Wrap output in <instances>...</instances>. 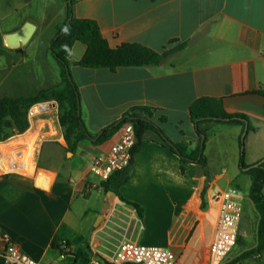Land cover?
<instances>
[{
  "label": "crops",
  "instance_id": "1",
  "mask_svg": "<svg viewBox=\"0 0 264 264\" xmlns=\"http://www.w3.org/2000/svg\"><path fill=\"white\" fill-rule=\"evenodd\" d=\"M65 17L66 0H0V98L27 97L25 61L29 56L25 52L41 45L47 55ZM73 17L96 22L111 48L138 44L162 53L185 44L158 66L114 72L79 67L85 46L73 44L69 70L84 105L81 119L89 134H98L134 108H147L152 124L173 144L187 145L190 152L197 146V136L189 106L209 97L221 99L228 113L248 118L252 130L245 138L244 163L253 165L264 157V97L255 94L264 92V0H78ZM57 69L55 62L53 75L42 77L58 76L55 87L61 85ZM50 106L39 116L27 118L29 128L23 134L0 141V148L20 161L30 150L32 163L30 172H7L0 155V255L1 237L7 235L24 255L40 264H89L91 260L105 264L107 260L93 249L105 255L125 238L166 248L179 264H207L212 197L241 188L246 191L244 202H250L249 181L238 170L242 128L206 125L207 168L189 164L183 173L179 158L148 133L134 157L129 180L120 189L126 201L142 208V218L114 197L111 207L134 211L135 218L101 231L103 221L96 228L94 224L106 194L89 168L95 157L108 153L119 134L101 145L89 139L76 142L74 136L67 141L57 108ZM86 186L94 189L86 192ZM55 242L69 243L71 253L61 255ZM247 243L240 232L233 259L255 249L256 231L253 244ZM238 264H264V254Z\"/></svg>",
  "mask_w": 264,
  "mask_h": 264
},
{
  "label": "trees",
  "instance_id": "2",
  "mask_svg": "<svg viewBox=\"0 0 264 264\" xmlns=\"http://www.w3.org/2000/svg\"><path fill=\"white\" fill-rule=\"evenodd\" d=\"M78 0H66L65 21L57 27L56 35L49 44L48 51L55 60L60 70L61 85L51 89L38 91L36 94L25 98H0V141L5 140L15 133L23 134L29 128L27 119L28 109L38 103L54 102L58 109V123L65 130V140L74 136L76 142L91 140L95 145H101L119 134L125 125H132L136 143L131 150V162L128 168L116 172L106 182H102L104 194L112 192L121 203L135 209L139 218H142L143 210L140 206L126 201L120 194V189L129 180L134 157L140 149L142 140L148 133H153L163 148L176 155L180 162V170L183 173L189 164H196L203 170L207 168V162L203 155L207 139L206 128L208 124L231 125L242 128L246 126V134L239 140L238 170L249 181L248 198L257 214L256 247L244 252L228 264H238L243 259L259 255L264 251V157L253 165L244 163L243 141L249 131L252 130L248 118L243 114L228 113L223 107L221 99L203 97L195 100L189 106V118L197 136V146L188 152L187 145L173 144L159 128L150 121L152 112L147 108H134L122 116V118L102 129L98 134H89L83 125L80 110V98L69 70L68 55L75 43L85 46V52L77 63L79 67L86 69H106L111 72L119 68H140L158 66L163 59L173 51L184 49L185 44L177 46L174 50L155 52L138 44H121L116 48L109 47L102 37L99 27L92 20H81L73 17V6ZM255 94L263 96L264 92L256 91ZM205 186L201 193V210L206 209L205 189L208 176L205 173ZM237 243H239V238ZM60 242L54 243V248L59 250ZM69 244V243H67ZM86 261H88L86 259ZM0 264L2 259L0 258ZM105 264H110L105 262Z\"/></svg>",
  "mask_w": 264,
  "mask_h": 264
},
{
  "label": "built area",
  "instance_id": "3",
  "mask_svg": "<svg viewBox=\"0 0 264 264\" xmlns=\"http://www.w3.org/2000/svg\"><path fill=\"white\" fill-rule=\"evenodd\" d=\"M264 57V54H263ZM49 103H38L27 111V118L33 119L46 112ZM136 143V136L132 125L121 128L117 141L112 145L107 154L95 157L90 165V173L101 183L106 182L110 176L129 167L131 150ZM91 186H86V192L91 191ZM264 192V187H263ZM211 228L212 240L207 251V264H221L237 245L240 234V221L244 198L236 190L228 189L215 194L212 199ZM136 213L124 212L115 208L103 217V229L117 226V223L128 224L135 218ZM139 224V221L136 220ZM97 233L93 234L96 239ZM3 252L0 255L2 264H40L24 255L10 240L7 235L1 237ZM94 254L102 255L110 264H179L177 257L168 249L158 246H143L123 238L113 251L103 255L96 249ZM72 246L67 242H60L61 255L69 254ZM93 255V254H92ZM89 264H97L91 260Z\"/></svg>",
  "mask_w": 264,
  "mask_h": 264
},
{
  "label": "rangeland",
  "instance_id": "4",
  "mask_svg": "<svg viewBox=\"0 0 264 264\" xmlns=\"http://www.w3.org/2000/svg\"><path fill=\"white\" fill-rule=\"evenodd\" d=\"M41 37H39L38 40H40ZM43 38V37H42ZM41 42V41H40ZM39 42V43H40ZM41 44V43H40ZM30 47V46H29ZM27 47V48H29ZM25 55L29 56V59L25 61V96L30 97L38 92L39 89H42L43 87H55V85L58 84L59 78H42L45 74H52L53 75V66L55 64V60L51 56L50 53H47V55L44 54L41 45L38 46L36 49H27L25 52ZM59 70V67L58 69ZM60 71V70H59ZM49 79V84L46 83V80ZM61 79V78H60ZM53 106V108H57V105L54 102H48ZM84 105L80 102V110L81 112L84 110ZM51 107V106H50ZM83 109V110H82ZM58 111V109H57ZM83 113V112H82ZM217 127L219 124H209V129L211 127ZM63 132L65 130L63 129ZM246 142L243 141V152L244 156L246 154ZM22 155V154H21ZM23 157H26V154L22 155ZM245 160V158H244ZM1 172V171H0ZM233 189V188H231ZM236 190V189H233ZM238 191L244 198L246 195V191L239 188ZM247 199V197H246ZM244 209L241 216L240 221V232L241 236H246L249 240V244L247 243V246H250L253 244L255 240V231H256V225H257V214L252 208L250 202L247 200L246 203L244 202ZM206 240V239H205ZM206 243V242H205ZM245 247V246H244ZM238 251L242 250L241 248L237 249ZM264 251L261 252V255L263 256ZM236 255L234 252L231 253L221 264H228Z\"/></svg>",
  "mask_w": 264,
  "mask_h": 264
},
{
  "label": "bare ground",
  "instance_id": "5",
  "mask_svg": "<svg viewBox=\"0 0 264 264\" xmlns=\"http://www.w3.org/2000/svg\"><path fill=\"white\" fill-rule=\"evenodd\" d=\"M12 147H14L13 144H12ZM4 148L5 147L0 148V155L2 158V163H3V167H4L5 171H7V172H22V173L30 172L31 164H32L31 163V157H30V150L26 151V157L24 156L22 158L23 160L20 161L17 159L16 154H13L12 152L8 153ZM6 149H8V148H6Z\"/></svg>",
  "mask_w": 264,
  "mask_h": 264
},
{
  "label": "water",
  "instance_id": "6",
  "mask_svg": "<svg viewBox=\"0 0 264 264\" xmlns=\"http://www.w3.org/2000/svg\"><path fill=\"white\" fill-rule=\"evenodd\" d=\"M15 36H16L15 39L16 38H20L21 41H24V39L26 40V36H25V38L24 37H18L19 35H15ZM245 134H246V126L244 127V131L242 133V138L245 136ZM114 197L115 196H114V194L112 192L106 193L103 209H102L101 213L99 214V216L97 217V219L95 221L94 228H96L103 221L104 215L111 208L112 200H113Z\"/></svg>",
  "mask_w": 264,
  "mask_h": 264
}]
</instances>
